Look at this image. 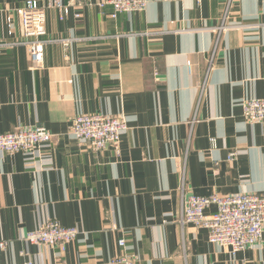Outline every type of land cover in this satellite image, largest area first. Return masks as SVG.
<instances>
[{"label":"crops","instance_id":"1","mask_svg":"<svg viewBox=\"0 0 264 264\" xmlns=\"http://www.w3.org/2000/svg\"><path fill=\"white\" fill-rule=\"evenodd\" d=\"M100 2L63 20L45 11L33 70L19 44L25 0H0V135L39 125L54 136L48 168L0 154V264H113L123 252L137 264H264V227L233 255L178 223L182 179L188 195L264 198V122L238 106L264 99V0H232L219 37L227 0H147L115 18ZM86 115L125 119L118 153L68 133ZM49 221L78 231L63 251L23 240Z\"/></svg>","mask_w":264,"mask_h":264},{"label":"built area","instance_id":"2","mask_svg":"<svg viewBox=\"0 0 264 264\" xmlns=\"http://www.w3.org/2000/svg\"><path fill=\"white\" fill-rule=\"evenodd\" d=\"M91 0H25L19 13V30L22 41L19 43L27 50L31 68L43 70L45 35V11L58 10L59 18L63 20L68 15L70 6L90 5ZM180 1V0H167ZM199 1V0H197ZM232 0H227L220 25L216 28L217 37L226 28L225 20L228 16ZM99 8L110 6L111 18L117 15L133 12H143L147 7V0H101ZM78 17V15H75ZM69 40H59L62 46L67 47ZM211 62L208 69H210ZM242 116L250 123L264 122V99H251L238 105ZM128 130L123 117H109L105 115L77 116L70 122L68 133L87 149L99 152L111 148L115 153L119 151L121 136ZM54 136L43 126L17 128L0 135V154L22 155L28 168L45 169L50 167V148ZM235 152L228 154V161L234 160ZM181 228L192 225L197 229H204L208 234V242L230 254H236L245 249L258 245L263 236L264 227V198L254 194L237 195H188L182 179L179 187ZM214 207V212L207 211ZM78 236L75 228H64L55 221H49L39 229L28 232L23 237L26 243L57 248L63 251ZM0 240V250L6 246ZM119 248H125L123 238L117 241ZM23 264H32L26 262ZM113 264H137L136 260L122 253L113 260Z\"/></svg>","mask_w":264,"mask_h":264}]
</instances>
